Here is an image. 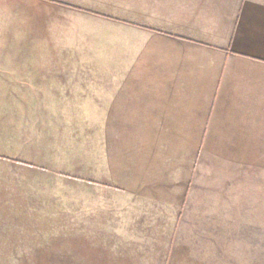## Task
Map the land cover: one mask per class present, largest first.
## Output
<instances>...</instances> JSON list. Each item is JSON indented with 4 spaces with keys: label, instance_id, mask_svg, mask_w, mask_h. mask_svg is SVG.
<instances>
[{
    "label": "crops",
    "instance_id": "obj_1",
    "mask_svg": "<svg viewBox=\"0 0 264 264\" xmlns=\"http://www.w3.org/2000/svg\"><path fill=\"white\" fill-rule=\"evenodd\" d=\"M136 1L135 51L108 55L104 83L73 86L64 104L88 97L89 121L103 122L106 138L103 178L123 192L112 193L114 207L123 220L136 211L157 219L151 230L167 233L166 243L145 257L131 236L139 226L128 234L108 220L104 233L114 237L102 241L34 240L0 228L11 239L0 238V264H203L166 219L192 214L200 172L264 174V0H215L212 16L190 13L195 0H148V14Z\"/></svg>",
    "mask_w": 264,
    "mask_h": 264
},
{
    "label": "rangeland",
    "instance_id": "obj_2",
    "mask_svg": "<svg viewBox=\"0 0 264 264\" xmlns=\"http://www.w3.org/2000/svg\"><path fill=\"white\" fill-rule=\"evenodd\" d=\"M213 1L195 0L190 13L212 16ZM147 2L140 0L145 14ZM136 9V0H0V228L34 240L102 241L114 237L104 233L108 220L123 222L128 234L139 226L131 236L148 248L145 257L166 243L167 233L151 230L157 219L136 211L123 220L114 207L121 203L112 193L123 192L103 178L106 138L103 122L89 121L88 97L64 104L73 86L104 83L108 55L135 51L128 35ZM256 173L200 172L192 214L166 219L177 222L179 243L191 242L188 257L264 264V174Z\"/></svg>",
    "mask_w": 264,
    "mask_h": 264
}]
</instances>
